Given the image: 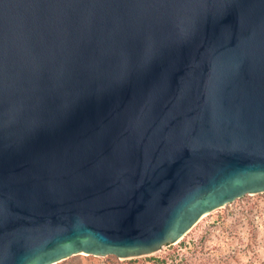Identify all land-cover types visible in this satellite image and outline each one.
Wrapping results in <instances>:
<instances>
[{
    "label": "water",
    "instance_id": "water-1",
    "mask_svg": "<svg viewBox=\"0 0 264 264\" xmlns=\"http://www.w3.org/2000/svg\"><path fill=\"white\" fill-rule=\"evenodd\" d=\"M264 193V0H0V264L176 244Z\"/></svg>",
    "mask_w": 264,
    "mask_h": 264
},
{
    "label": "rangeland",
    "instance_id": "rangeland-1",
    "mask_svg": "<svg viewBox=\"0 0 264 264\" xmlns=\"http://www.w3.org/2000/svg\"><path fill=\"white\" fill-rule=\"evenodd\" d=\"M54 264H264V193L207 213L179 242L154 252L127 259L80 253Z\"/></svg>",
    "mask_w": 264,
    "mask_h": 264
}]
</instances>
